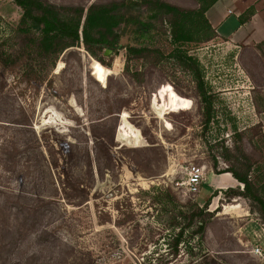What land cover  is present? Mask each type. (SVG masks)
<instances>
[{"label": "rangeland", "instance_id": "374dc122", "mask_svg": "<svg viewBox=\"0 0 264 264\" xmlns=\"http://www.w3.org/2000/svg\"><path fill=\"white\" fill-rule=\"evenodd\" d=\"M249 9L260 22L240 28L236 1L220 0L211 17L226 18L223 36L209 41L172 44L157 20L147 36L126 30L108 55L81 43L52 61L18 29L22 8L0 0V264H264L261 205L223 181L248 173L264 199V0ZM136 13L151 20L145 5ZM128 43L165 55H130ZM176 47L199 62L209 123ZM127 123L141 142L120 139ZM191 165L205 170L197 194L185 186ZM205 204L206 232L186 227L176 246L184 216Z\"/></svg>", "mask_w": 264, "mask_h": 264}, {"label": "trees", "instance_id": "16d2710c", "mask_svg": "<svg viewBox=\"0 0 264 264\" xmlns=\"http://www.w3.org/2000/svg\"><path fill=\"white\" fill-rule=\"evenodd\" d=\"M218 0H196L195 7H183L165 0H141L132 2L129 0H113L110 2H94L87 8L81 5H56L45 0H15L22 8L21 19L18 29L22 33L37 35L35 45L37 50L52 61L65 49L84 44L87 50L96 54L104 48H115L119 45L126 30L132 35L147 36L153 29H158L157 20L167 25L171 42L180 45L188 42L209 41L216 36V30L207 18L206 12ZM145 5L148 17L151 20H141L140 14L136 13ZM136 9V10H135ZM248 9L241 15L245 22L248 18ZM122 25H124L123 28ZM128 54L143 57L148 54L162 58L164 53L160 49L149 46H136L126 44ZM170 56L175 58L183 66L189 69L196 81L203 101L206 103V123L211 119V100L207 95L205 82L201 73L200 65L194 56L186 50L176 47ZM106 146V142L102 141ZM244 183V190L237 191L229 188V196H246L260 203L261 212L264 216V199L260 195V188L256 187L249 179L248 173L241 174L237 170H227ZM262 188V187H261ZM207 204L200 207L195 205L184 217L189 220L186 226H178L175 245L182 242V235L186 227L195 226L194 233L204 234L207 228ZM177 225V224H176Z\"/></svg>", "mask_w": 264, "mask_h": 264}, {"label": "crops", "instance_id": "0c3cea01", "mask_svg": "<svg viewBox=\"0 0 264 264\" xmlns=\"http://www.w3.org/2000/svg\"><path fill=\"white\" fill-rule=\"evenodd\" d=\"M220 0H218L212 7H210L209 9H208V11L206 12V15H207V18L209 19V21H210V23H211V25L215 28V30H216V32L219 34V35H221V36H223L220 32H219V30H218V27L220 26V25H222V23L223 22H225L226 21V18H219V17H217V16H214V17H211V12L212 11H214L213 9H214V7H215V5H217L218 4V2H219ZM236 1V3H237V5L239 6V9L241 10V14H240V21H241V24H240V28H242L243 26H245V24H247V22L248 23H250V24H254V25H256V23L255 22H260L259 21V15H260V13H254L253 15H251V17L250 18H248L245 22H243L242 20H241V15L246 11V10H248L252 5H256L257 3H258V1L259 0H235ZM228 13H231V11L230 10H228ZM215 22H217V23H215ZM257 27V26H256ZM257 31H258V34H259V31H261V29H259V28H257ZM233 34L232 33H230V36H224L225 38H227L229 41H233V40H231V36H232ZM250 39V38H249ZM235 42V41H234ZM247 43H251V42H247ZM225 176H224V178H223V181L226 183L225 184V186H230V187H233V182L232 181H236V179H235V177H233L232 175H230V173H227V174H224Z\"/></svg>", "mask_w": 264, "mask_h": 264}, {"label": "built area", "instance_id": "2783aa9c", "mask_svg": "<svg viewBox=\"0 0 264 264\" xmlns=\"http://www.w3.org/2000/svg\"><path fill=\"white\" fill-rule=\"evenodd\" d=\"M205 181V170L202 166L191 165L187 170L186 189L191 194H197Z\"/></svg>", "mask_w": 264, "mask_h": 264}, {"label": "bare ground", "instance_id": "6f19581e", "mask_svg": "<svg viewBox=\"0 0 264 264\" xmlns=\"http://www.w3.org/2000/svg\"><path fill=\"white\" fill-rule=\"evenodd\" d=\"M123 119H124V122H126L124 117H123ZM127 126H128V128H125L124 125L120 126V129H121L120 131H122V132H120V136L122 138L119 135H118V137H120V139L124 138V139H126L128 141H133L135 143L141 142V137H140L137 129H135L133 126H131L128 123H127Z\"/></svg>", "mask_w": 264, "mask_h": 264}, {"label": "water", "instance_id": "95a60500", "mask_svg": "<svg viewBox=\"0 0 264 264\" xmlns=\"http://www.w3.org/2000/svg\"><path fill=\"white\" fill-rule=\"evenodd\" d=\"M110 52H111V49L107 48L106 51H105V54L108 55Z\"/></svg>", "mask_w": 264, "mask_h": 264}]
</instances>
